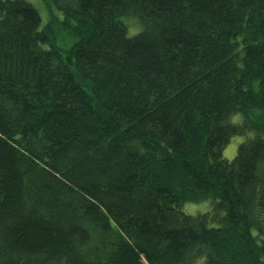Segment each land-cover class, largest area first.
<instances>
[{
  "label": "trees",
  "instance_id": "trees-1",
  "mask_svg": "<svg viewBox=\"0 0 264 264\" xmlns=\"http://www.w3.org/2000/svg\"><path fill=\"white\" fill-rule=\"evenodd\" d=\"M43 1L0 0V264H264V0Z\"/></svg>",
  "mask_w": 264,
  "mask_h": 264
},
{
  "label": "rangeland",
  "instance_id": "rangeland-1",
  "mask_svg": "<svg viewBox=\"0 0 264 264\" xmlns=\"http://www.w3.org/2000/svg\"><path fill=\"white\" fill-rule=\"evenodd\" d=\"M32 4L40 13L42 18V27L48 24L50 19L54 16L58 19L59 22L63 21L65 19L64 14L62 11L57 9L56 7L52 8V11L50 12L47 6L45 5L43 0H25ZM128 23V32L129 36H135L140 32V30L136 31L138 28V22L135 19H129L127 21ZM74 38L69 35L65 31L59 32V45L62 46L65 50H68L72 44H73ZM239 123L241 121V116L237 115L233 117V122ZM253 135H249L248 137H234L232 138L230 144L223 150V158L227 161H233L235 157L237 156L238 148L239 146L247 139L252 138ZM211 204L210 201H206L200 204H186L182 211L183 213L191 216H197V215H203L211 211Z\"/></svg>",
  "mask_w": 264,
  "mask_h": 264
}]
</instances>
